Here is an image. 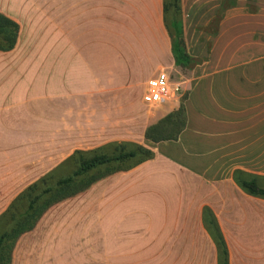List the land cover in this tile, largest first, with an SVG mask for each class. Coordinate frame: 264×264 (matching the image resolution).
<instances>
[{
  "label": "crops",
  "instance_id": "obj_1",
  "mask_svg": "<svg viewBox=\"0 0 264 264\" xmlns=\"http://www.w3.org/2000/svg\"><path fill=\"white\" fill-rule=\"evenodd\" d=\"M20 13H8L21 25L16 47L0 50V220L22 192L80 147L77 134L69 131L78 133L82 117L74 104L124 80L112 83L115 72L104 53L42 47L32 38L34 28L23 33L25 25L18 19L28 17L29 10ZM217 22L213 32L198 38L199 61L182 82L186 123L179 138L147 139L151 116L134 132L103 138L153 144V158L102 181L146 179L154 204L127 206V194L119 188L104 195L102 207L80 201L84 195L90 198L89 192L77 196L71 203L76 205L51 206L16 239L10 264H220L216 252L190 251L191 246L214 245L204 220L206 207L225 236L229 264H264V255L235 254L232 234L264 231V198L249 194L236 179L255 177L264 187V50L254 28L246 36L247 26L233 31V26L224 28L221 18ZM178 103L179 96L159 105L163 112L153 117L168 114ZM171 176H189L188 185L193 179L196 187L188 194L169 192ZM4 226L0 223V233Z\"/></svg>",
  "mask_w": 264,
  "mask_h": 264
},
{
  "label": "rangeland",
  "instance_id": "obj_2",
  "mask_svg": "<svg viewBox=\"0 0 264 264\" xmlns=\"http://www.w3.org/2000/svg\"><path fill=\"white\" fill-rule=\"evenodd\" d=\"M18 1L20 3L25 1V6L17 4ZM168 1L0 0V7L3 9L0 13L15 20L20 26L14 47L20 37L21 25L15 18L8 16V13L20 17V11L24 8L29 10V16L18 18L25 25L23 33L30 32L34 28L32 38L42 42V47L73 46L88 48L94 53H104L103 58L110 60L111 69L115 72L112 79H118L112 83L117 85L116 82L124 79L119 82V87H112L109 92H101L96 97H83L79 104H74L78 107V114L82 117L78 118V133L73 130L69 131L77 134L80 147L64 161L60 168L48 174V176L52 175L49 176L52 180L68 174L77 166L79 159L111 153L120 143H129V148H135V145L139 144L153 151L151 147L153 144L147 146L129 140L102 141L108 135H118L115 134L118 131L134 132L147 122L150 116L154 122H157L167 115L157 117L156 120V117H153L154 114L159 116L163 111L159 110V105L151 106L143 100L147 81L160 70H167L176 81L181 82L179 103L176 109L183 104L186 95L183 79L190 74L192 70L190 66L199 61V56L196 55L200 46L198 38L204 36L205 33L213 32L215 26L218 25L215 21L221 18L226 21L224 28L233 26L231 29L229 27L233 31H240V27L247 26L246 36L250 33L251 27L254 28L255 41L260 40L261 50H264V18H255L264 14V0H179V18L188 55V62L182 63L174 50V34L167 18ZM80 10L81 15L84 13V16L80 15ZM209 18H211L210 23L207 21L210 20ZM258 20L261 22L258 23ZM234 63H242V59H236ZM84 106L86 109L83 108ZM79 151L80 154L76 153ZM140 159L141 157L138 156L91 172L86 177L89 179L96 177V179L90 186L52 206H58L61 203L63 204L59 206L76 205L77 203L71 204L78 200L75 198L89 192L90 198L84 195L85 197H82L80 201H84V205L90 201L89 203L93 202L95 207H102L105 205L104 195L119 188L127 194L124 198L127 206L154 204V199L151 197V183L146 179L135 182L122 180L120 183L112 180L107 183L102 181L116 172L130 170L149 160L140 161ZM168 181L171 189L169 192L180 190L182 194H188L196 187L193 179L192 185H188L189 176L186 180L180 179L179 176H171ZM261 183L264 185V181ZM131 192L134 197H131ZM71 199L75 200L71 201ZM21 204L24 207L27 206V202ZM7 221L8 217L5 216L0 223L6 225ZM232 234L235 254L264 255L263 230L232 232ZM212 240L214 241L213 237ZM190 251L191 254H214L216 252L219 255L215 241L214 245L206 243L204 246H191Z\"/></svg>",
  "mask_w": 264,
  "mask_h": 264
},
{
  "label": "trees",
  "instance_id": "obj_3",
  "mask_svg": "<svg viewBox=\"0 0 264 264\" xmlns=\"http://www.w3.org/2000/svg\"><path fill=\"white\" fill-rule=\"evenodd\" d=\"M167 18L174 34L175 53L182 63H187L188 55L179 18V0L168 1ZM19 30L20 26L15 20L0 13V50H9L15 46ZM185 123V107L182 104L175 111L150 124L146 129L145 136L154 142L177 140ZM128 144L120 143L111 153L81 158L77 162V166L68 174L53 178V180L49 177L52 175H47L42 178L41 182L32 184L22 192L4 215V217H8V221L5 229L0 233V264H10V252L16 239L25 231L32 229L53 204L75 195L93 183L96 177L91 179L86 177L91 172L138 156L141 157L140 161L154 157V152L151 149L139 144H136L135 148H129ZM76 153L80 154V151ZM236 179L249 194L264 198V187L258 183L255 177L249 179L236 177ZM22 202H27V206H22ZM204 220L218 247L220 264H229L228 244L216 216L208 207L204 209ZM6 249L8 250L6 251Z\"/></svg>",
  "mask_w": 264,
  "mask_h": 264
},
{
  "label": "built area",
  "instance_id": "obj_4",
  "mask_svg": "<svg viewBox=\"0 0 264 264\" xmlns=\"http://www.w3.org/2000/svg\"><path fill=\"white\" fill-rule=\"evenodd\" d=\"M181 82L176 81L170 72L160 70L147 81L143 100L151 106H158L171 101L179 96Z\"/></svg>",
  "mask_w": 264,
  "mask_h": 264
}]
</instances>
